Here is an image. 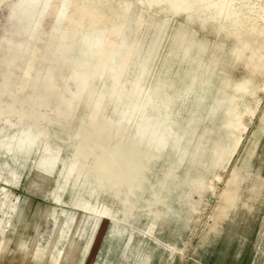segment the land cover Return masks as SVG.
<instances>
[{"label":"rangeland","instance_id":"obj_1","mask_svg":"<svg viewBox=\"0 0 264 264\" xmlns=\"http://www.w3.org/2000/svg\"><path fill=\"white\" fill-rule=\"evenodd\" d=\"M147 1L163 17L139 36V89L152 100L151 114L167 117L171 135L186 137L177 152L181 184L197 173L206 177L197 219L182 225L185 257L178 264L201 262L194 249L207 224L218 222L209 216L223 204L231 206L230 217L215 231L208 263L218 257L224 264H264L262 234L256 252H247L245 243L235 246L241 228L236 221L255 216L251 191L264 177V59L256 58L250 43L251 19L231 11L238 0L224 3L234 20L191 0ZM175 7L186 11L183 19L169 16ZM98 19L73 0H0V241L14 228L18 264H34L24 254L33 239L35 248L51 250L50 260L44 256L38 264H128L125 238L110 247L107 218L93 215L90 204L80 208L79 191L68 202L60 197L62 165L89 119L92 104L84 98L103 91L102 99L113 97L104 90V78L81 65V43L98 44L97 56L128 53L120 48L116 27ZM194 82L199 90H192ZM199 97L206 102L196 103Z\"/></svg>","mask_w":264,"mask_h":264},{"label":"bare ground","instance_id":"obj_2","mask_svg":"<svg viewBox=\"0 0 264 264\" xmlns=\"http://www.w3.org/2000/svg\"><path fill=\"white\" fill-rule=\"evenodd\" d=\"M73 1L97 16L98 22L116 27L122 38L120 48L128 53L116 57L97 56L98 44L85 40L81 43L86 53L81 56V65L86 70H96L104 78V90L113 97L102 99L103 91L84 98L86 104H92L88 111L89 119L82 124L76 136L72 157L62 165L66 181L60 197L68 202L67 197L79 191L77 204L80 208L90 204L93 215L107 218L110 223L108 237L112 240L110 247L113 248L114 239L125 238L123 253L128 264H178L180 256L185 257V249L180 251L185 247L181 241L185 238L182 225L197 219L198 206L205 200L206 177L197 173L181 184L177 152L186 137L171 135L167 117L155 118L148 109L152 100L139 89L143 72L139 55L143 43L139 36L152 31L163 17L162 12L147 0ZM191 1L198 6L208 5L216 17L235 19L225 9L226 0ZM238 1L237 5L232 4L231 11H244L245 18L251 19L250 43L256 58L262 61L264 11L259 14L258 5L264 7V0ZM185 14V10L175 7L169 16L183 19ZM146 60L153 61L150 51ZM115 77L121 86H117ZM200 87L199 82L192 83V90ZM142 95L146 98L134 100V97L139 99ZM200 102H206V99L199 97L196 103ZM136 103L141 104L138 111H135ZM112 104L114 106L106 110ZM227 154L229 156V152ZM84 178V183L78 184ZM258 183L259 187L251 191L250 211L255 214L264 201V177ZM173 205L177 208L172 209ZM230 213L231 206L223 204L209 216L218 222L207 224L194 249V257L204 259L210 254L217 241L215 231L230 217ZM174 223L181 226L174 228ZM13 233L14 228H11L0 241V264H18L19 250L11 245ZM261 234L264 239V230ZM36 243L37 239H33L27 244L24 254L29 255L34 264L44 256L49 261L51 250L37 249ZM149 247L153 250L148 251ZM24 248L20 247V250ZM261 257H264V249Z\"/></svg>","mask_w":264,"mask_h":264},{"label":"crops","instance_id":"obj_3","mask_svg":"<svg viewBox=\"0 0 264 264\" xmlns=\"http://www.w3.org/2000/svg\"><path fill=\"white\" fill-rule=\"evenodd\" d=\"M256 212L257 213L253 217L246 216V217H244L245 219L241 218L240 220L236 221V223H238V222L241 223V228H240V231L238 233V236H236L237 241L235 243V246L239 247L240 245L245 243L246 244L245 248H247V252H252V250H254L256 252V244H258V242L260 241V235L264 230V201L260 203V207L257 209ZM238 225H240V224H238ZM234 228L235 227L232 226L230 229L227 230L229 232V234H232V231L234 230ZM223 234H224V232H223ZM253 238H255V240ZM245 248L243 251L241 249H239L238 251L245 252ZM210 255H208L204 259H201V262L197 261V262H193V264H209L208 258ZM212 264H224V263L222 261L216 262V260H214V262ZM230 264H232V263H230Z\"/></svg>","mask_w":264,"mask_h":264}]
</instances>
